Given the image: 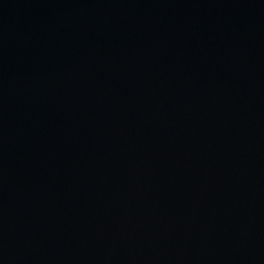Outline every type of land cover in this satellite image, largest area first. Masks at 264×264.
Returning a JSON list of instances; mask_svg holds the SVG:
<instances>
[{"label":"water","instance_id":"95a60500","mask_svg":"<svg viewBox=\"0 0 264 264\" xmlns=\"http://www.w3.org/2000/svg\"><path fill=\"white\" fill-rule=\"evenodd\" d=\"M0 264H264V0H0Z\"/></svg>","mask_w":264,"mask_h":264}]
</instances>
